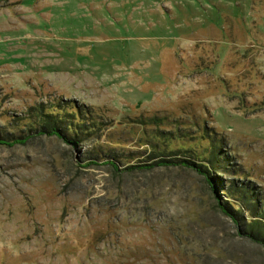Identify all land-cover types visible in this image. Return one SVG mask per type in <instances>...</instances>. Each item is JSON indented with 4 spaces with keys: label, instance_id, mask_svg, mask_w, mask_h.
<instances>
[{
    "label": "rangeland",
    "instance_id": "obj_1",
    "mask_svg": "<svg viewBox=\"0 0 264 264\" xmlns=\"http://www.w3.org/2000/svg\"><path fill=\"white\" fill-rule=\"evenodd\" d=\"M47 112L80 141L34 132ZM12 135L0 264H264L220 207L239 181L264 206V0H0ZM195 152L209 176L144 165Z\"/></svg>",
    "mask_w": 264,
    "mask_h": 264
},
{
    "label": "trees",
    "instance_id": "obj_2",
    "mask_svg": "<svg viewBox=\"0 0 264 264\" xmlns=\"http://www.w3.org/2000/svg\"><path fill=\"white\" fill-rule=\"evenodd\" d=\"M74 112V111H73ZM48 113V114H47ZM46 114L42 115V117H38V123L37 127L30 126L33 128L34 132L38 133H45V134H55L61 139L70 142V140L74 141H80L78 132L85 128V124L81 123V126H78V123L75 121L73 124V121H70L69 124L64 126V129H61V123L65 124L66 122L62 120L61 118H57L53 113L47 112ZM79 109L76 110V116L79 117ZM34 122V120H33ZM71 124V126H70ZM73 125L75 126L76 131L73 130ZM31 125V124H30ZM78 126V127H77ZM29 131L31 130L28 129ZM72 133L73 137L70 136ZM75 134V135H74ZM21 136L12 135L11 138H0V143H6L7 145H10L9 143H15L19 142L23 143L27 138H20ZM155 148V146H154ZM150 154V153H149ZM190 158H174V159H166V158H157L156 155H149V159L157 158L156 160L149 162L144 165H166L167 163H174L175 161H179L180 164L183 166H187L189 168L194 169L195 171L199 173H205L207 176H209V172L207 168H210L212 164H214L212 161L215 162L214 157L209 158L207 157L206 160L207 164L205 165L203 162L205 160L201 159L202 156L198 153H193L189 155ZM195 156V157H194ZM192 159L198 160L196 163ZM203 161V162H201ZM111 165L115 169L117 167L115 166L113 161H109ZM215 165V164H214ZM233 182V181H231ZM237 182V181H234ZM226 192V197L235 198L236 201L232 202V207L227 203V201H223V203L220 204V207L222 211L231 216L233 220L236 223V229L238 233H241L242 235L250 238L251 240L261 243L264 245V206L259 205L258 203L259 199L256 197L257 194H253V190L249 187L248 183L246 181H239L237 183H231L224 189ZM256 195V196H255ZM264 205V204H263ZM244 212H249L250 218H248V221L245 222L244 220Z\"/></svg>",
    "mask_w": 264,
    "mask_h": 264
}]
</instances>
